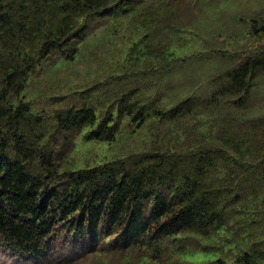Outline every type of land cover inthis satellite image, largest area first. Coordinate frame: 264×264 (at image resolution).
<instances>
[{"label": "trees", "instance_id": "trees-1", "mask_svg": "<svg viewBox=\"0 0 264 264\" xmlns=\"http://www.w3.org/2000/svg\"><path fill=\"white\" fill-rule=\"evenodd\" d=\"M166 1L0 0V242L20 262L74 264L122 252V264H141L131 258L139 250L157 264H178L190 248L215 254L202 264H264V162L246 166L264 149V113L251 114L264 45L249 56V46L209 44L178 55L186 27L180 11L167 15L175 2ZM261 21H245L252 37L264 33ZM111 28L133 33L122 74L67 99L47 96L66 101L52 111L23 96L43 62H74L97 30ZM216 59L222 66L204 79L179 78ZM126 123L150 133L176 127L186 140L73 166L79 136L111 144ZM206 129L219 138L208 141ZM257 199L260 208L249 210Z\"/></svg>", "mask_w": 264, "mask_h": 264}, {"label": "rangeland", "instance_id": "rangeland-1", "mask_svg": "<svg viewBox=\"0 0 264 264\" xmlns=\"http://www.w3.org/2000/svg\"><path fill=\"white\" fill-rule=\"evenodd\" d=\"M169 1H174L175 4H172V8L167 10V15L175 10L180 11L184 27H186V32L183 31L181 35L187 39L188 43L182 50L176 47L175 51L176 53L178 52V55L184 56L193 51H200L208 47L207 44H209L216 49L228 51H240L243 48L252 46V48L248 47L246 49L245 55L249 56L256 53L258 48L264 45V33L252 37L245 23L250 17L264 15V0H167L166 4ZM176 2L182 6H177ZM130 20H133V18L131 17ZM263 24L264 21H261L256 25L259 31L264 30V28L261 29ZM254 37H256V41H254ZM132 39L133 33L129 28L97 30L82 46L81 55L74 62H58L56 67H54L56 64L51 66L49 63L43 62L36 68L31 75L23 96L27 97V99H36V108L38 110L52 111L63 107L65 100L60 99L59 102H51L46 97L54 95L52 99H58L63 94L66 95L67 99L69 96H74L75 92L78 93V90L93 86L98 80L107 78L111 74H122V71L130 64L127 56L129 55L128 45ZM222 52L220 53L221 57ZM235 57L238 58V56ZM222 64L221 60L216 59L207 65L189 67L183 75H179V78L186 79L190 76L200 81L207 75L213 74L212 72L215 69L218 70ZM254 85L251 92L254 102L251 114L256 117L264 113V75H261L259 81L255 82ZM207 88L206 82L200 84L201 91H206L205 89ZM113 94L114 92H111V96ZM109 98L110 96H107V100ZM192 120H188V123H193L194 121ZM126 124L127 127L123 126V131L117 136L116 141L111 144L100 142L85 143L82 135L79 136L76 139V149L72 155L73 166L77 168L90 164L95 165L96 163L94 162L110 159L112 156L118 155L122 149L126 153L147 151L153 146L164 150L174 149L175 145L186 140V135L180 136L181 132L180 130L178 132L176 127L162 128L159 126L150 133L148 125L144 127L134 126V129L131 130L128 126L129 124ZM207 131V129L203 130L204 133H207L203 137L209 138L208 141L212 142L216 140L214 138H219L216 131L209 133ZM195 138L202 140V137L195 136ZM196 139H194L193 144ZM123 146L124 148H122ZM259 154L258 159L252 162L256 164L246 165L248 169H254L257 163L264 162V149ZM242 165L238 164V168L241 169ZM225 169L221 174L226 177L231 176L227 168ZM254 171L251 172L253 173ZM261 185L264 186V182ZM260 199L253 201L249 205V210L254 211L255 208H260V205H258ZM66 252L61 251L59 253L64 254ZM215 257L213 253L206 254L189 248L178 256V264H202ZM131 258L136 259L141 264H157L150 261L146 253L139 250H134ZM97 260L100 261V264H122L125 256L122 252L91 254L86 260L74 264H98ZM0 264L24 263L20 262V258L16 253L8 251L3 246V243L0 242Z\"/></svg>", "mask_w": 264, "mask_h": 264}]
</instances>
